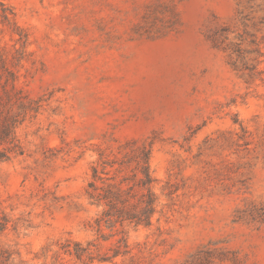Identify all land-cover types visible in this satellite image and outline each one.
I'll return each mask as SVG.
<instances>
[{
	"label": "rangeland",
	"instance_id": "1",
	"mask_svg": "<svg viewBox=\"0 0 264 264\" xmlns=\"http://www.w3.org/2000/svg\"><path fill=\"white\" fill-rule=\"evenodd\" d=\"M149 2L0 0V52L11 60L16 40L26 41L16 87L33 109L15 128L21 154L0 162V241L11 264H54L68 234L93 237L88 225L100 209L85 195L91 165L98 150L127 140L153 142L157 192L168 179L185 183L160 238L155 227H126L135 249L151 246L154 264H178L211 243L241 264H264V222L235 220L250 202L264 206V86L239 78L206 38L217 22L259 20L264 0H175L178 31L138 37L132 28ZM4 8L16 26L2 23ZM234 120L256 146L243 158L204 143L239 132ZM242 180L247 189L232 187Z\"/></svg>",
	"mask_w": 264,
	"mask_h": 264
},
{
	"label": "trees",
	"instance_id": "2",
	"mask_svg": "<svg viewBox=\"0 0 264 264\" xmlns=\"http://www.w3.org/2000/svg\"><path fill=\"white\" fill-rule=\"evenodd\" d=\"M2 23H16L13 13L2 10ZM11 17V18H10ZM250 20V23H246ZM181 26L180 14L175 0H150L132 32L138 37L159 38L178 31ZM251 28V31L248 29ZM23 37L16 40L20 48L10 60L0 52V81L3 80L0 95V162L6 161L12 154H21L15 137V128L25 116L33 110L31 102L21 96L16 87L19 79L17 67L24 58L26 41ZM207 40L213 49L221 52L231 70L247 84L258 82L264 86V16L259 20L235 17L230 22H217L209 27ZM15 62V63H14ZM13 67V70H11ZM237 124L238 121L234 120ZM239 132L221 133L210 143V148L217 146L229 155L240 157L255 151L254 139L240 123ZM152 141L127 140L116 142L114 147L98 150V158L91 165L90 178L85 195L91 204L100 210L88 225L93 237L85 242L68 237L57 242V249L52 254L54 264L68 257L78 264H154V250L129 243L126 227L152 229L155 227L157 238L162 235L160 221L174 210L178 192L182 185L166 180L157 192L159 183L150 165ZM231 163L222 164L216 172H228ZM231 172V171H230ZM233 183L238 190L247 189L244 180ZM165 200V201H164ZM236 221L251 217L264 222V206L250 202L245 209L236 211ZM7 221H0L1 234L6 229ZM164 243L163 239L160 244ZM232 255V259H228ZM241 264L235 251L218 248L208 243L198 248L193 254L178 264H219L225 261ZM12 253L5 249L0 241V264H11Z\"/></svg>",
	"mask_w": 264,
	"mask_h": 264
}]
</instances>
